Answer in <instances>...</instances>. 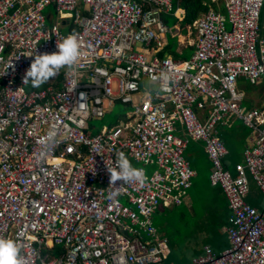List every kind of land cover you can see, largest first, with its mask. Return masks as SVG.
Segmentation results:
<instances>
[{
    "label": "built area",
    "instance_id": "built-area-1",
    "mask_svg": "<svg viewBox=\"0 0 264 264\" xmlns=\"http://www.w3.org/2000/svg\"><path fill=\"white\" fill-rule=\"evenodd\" d=\"M220 1L224 13L207 12L181 41L191 55L173 58L159 56L172 0H0V239L17 242L22 264L161 262L166 245L152 215L160 201L179 204L190 187V140L203 144L210 181L231 211L229 248L214 254L206 247L191 264H264V210L246 202L249 177L264 196V108L250 107L245 91L264 78V0ZM54 14H72L73 31L64 33ZM73 32L82 52L79 84L68 92L71 79L61 69L59 88L55 80L27 90L34 56L57 52ZM163 69L174 82L148 95ZM117 103L128 108L124 120L92 134L90 121ZM235 120L249 130V145L233 175L218 128ZM50 130H59L60 142L40 162L39 141ZM119 152L141 165L147 182L117 181L120 194L109 199L107 169Z\"/></svg>",
    "mask_w": 264,
    "mask_h": 264
},
{
    "label": "crops",
    "instance_id": "crops-1",
    "mask_svg": "<svg viewBox=\"0 0 264 264\" xmlns=\"http://www.w3.org/2000/svg\"><path fill=\"white\" fill-rule=\"evenodd\" d=\"M198 2H199V6L195 10V13H194L195 19L193 20V22L198 20L203 15L207 14V12L212 11V10L224 13L223 4L220 0H198ZM175 6L177 8V13H179L178 15L175 13V16L177 15L182 18L183 11H184L182 8V0H172L173 11H174ZM48 11L51 13L53 12L52 9H48ZM50 20L57 21L60 24L62 31L64 33L73 31L74 29V27L71 24L72 17L69 16V14H63V15H58V16L54 14L50 17ZM193 22L191 25L187 26V28L184 30V33L179 34L177 36V39L178 37L179 39L176 40L177 45L175 46V50L173 48L172 51L173 53L177 54L176 56H180L179 53L181 52L182 55L180 56V58H188L193 51V47L189 46L186 48V45H181L182 42L186 40L187 33L190 34L189 28L192 27ZM175 30L174 32L172 30V32L166 35L165 40L167 41V44L160 51L159 54L164 53L163 56H170L171 54L170 52H164V51L170 44L168 36L170 35L173 38L174 35H176ZM192 41H189V42H192ZM186 53H188V56L186 55ZM163 56H160V57H163ZM55 80H57L58 82L57 87L59 88L60 87L59 82L61 80L60 75L59 76L56 75L53 78L49 79L47 83L53 82ZM44 85L45 84H43V86ZM256 87H258V89L254 90L252 94L248 93L247 104L252 108H260L262 106L264 107V100L261 103H259L258 96H257V94L259 93L261 98L264 97V95H262L264 93V85L262 82H260ZM35 89H40V87L35 88ZM30 90H34V87H32V89ZM231 128H227V129H231ZM176 135L183 137V138L187 137L186 132L183 129L180 130L179 128H177ZM231 137H233L234 140H237V141L234 142L231 139ZM241 137L242 136L239 134L237 135V133H234V135L229 133L225 137H223L224 145H227V151H228V154L226 158L224 159V162L226 164L227 169L233 172V173L231 172L233 175H235V171H234L235 165L242 162L243 152L246 146L249 145V143H247L249 133L245 138H241ZM237 145H239L243 149L242 154L241 153L237 154L236 152ZM185 157L191 169L195 172V176L192 178L190 187L187 189L185 196L182 198L179 204L168 205L165 201H162V203H160L156 207L155 212L152 215V217L155 214H158L160 217L162 215L165 218L168 215L170 216L176 215L179 220L185 219V218L192 219L194 217H199L200 219H203L204 221L209 223V225L212 226V228L214 229L213 232L212 231L209 232V235L211 236V239L213 240V242L211 246H208V247L211 249V251L214 254H219L220 252L229 248V238H228L227 229L229 228V225H230L229 218L231 215V211L229 209L228 202L225 199L221 188L218 185H213L211 183L210 174H209V179L203 177L204 165H205L206 160L209 161L211 164V161L209 160L208 155L206 154L204 150L203 144L198 141L190 140L189 145L185 152ZM211 169H212V165H211ZM150 170L152 169L150 168ZM249 180H250L249 181L250 193L247 196V198L248 197L249 198L248 200H246V202L256 211L261 212L264 210V196L262 195L260 190L257 188V186L255 185L251 177H249ZM152 224L154 226V219H152ZM134 228L137 229V227H134ZM156 236H157L156 237L157 239L161 240L157 235V230H156ZM198 255H196L195 257H198ZM188 259L191 260V258H188ZM162 262L163 260L159 263H162Z\"/></svg>",
    "mask_w": 264,
    "mask_h": 264
},
{
    "label": "clouds",
    "instance_id": "clouds-1",
    "mask_svg": "<svg viewBox=\"0 0 264 264\" xmlns=\"http://www.w3.org/2000/svg\"><path fill=\"white\" fill-rule=\"evenodd\" d=\"M56 47L57 52L53 54L45 53L34 56L33 62L26 71L24 84H30L32 87L38 88L47 83L49 79L56 76L61 69H66L67 75L70 77L72 84V87L67 91H73V89L79 84L77 77L82 75V73L77 70V66L82 56L78 34L74 32L69 34L68 36L64 37L61 43L56 45ZM33 55L34 50L29 54V56ZM9 66L10 61L8 62V67ZM174 76V72L163 69L159 77L153 78V80L157 81L159 87H155L150 83L147 87V94L151 95L153 91H159L160 89L167 88L171 83L174 82ZM132 86L133 85L131 84L127 85L129 88ZM81 96H83V94H81ZM59 135V130H50L39 141L41 144V150L38 153L37 159L40 162L46 161L50 154L55 150L56 146L60 142L58 139ZM107 171L110 174L111 186L117 181H122L126 184H137L143 187L147 182L145 171L142 168L133 167L131 161L123 152L117 153L115 167L107 169ZM112 189L113 191H111L108 195L109 199H114L120 194V187L115 188L112 186ZM164 241L166 245L165 250L167 251V242L166 240ZM20 251L21 248L15 240L0 239V264H22ZM193 259H191L190 264L192 263Z\"/></svg>",
    "mask_w": 264,
    "mask_h": 264
},
{
    "label": "rangeland",
    "instance_id": "rangeland-1",
    "mask_svg": "<svg viewBox=\"0 0 264 264\" xmlns=\"http://www.w3.org/2000/svg\"><path fill=\"white\" fill-rule=\"evenodd\" d=\"M175 13H177V8L175 6L174 11L171 15L167 17V25L171 29L170 32H174L176 29L175 24L181 25L182 23L179 22L176 19ZM69 16L72 17V14H69ZM229 28V26H227ZM184 31V30H183ZM169 43L174 47L176 44L177 38H172L170 35L168 36ZM173 58H180V56H176L172 53ZM264 79V78H263ZM262 79V80H263ZM261 82L264 85V80ZM262 87V86H260ZM247 95L248 93L252 94V92L258 87L254 86H247ZM27 90L32 89L31 85H28L26 87ZM264 95V93L262 94ZM258 101L261 103L264 100V97H260V94H257ZM258 103V104H259ZM128 112V108L124 107L121 104H115L113 111L111 113H107L103 118L100 119H94L90 121V125L94 126L92 130V134L99 133L103 127L106 126H115L120 124L124 120L125 114ZM233 129V130H231ZM231 129H227V127H219L218 132L221 138L225 137L227 134H233L237 133V135H241V138H245L249 130L243 127L241 121L235 120L234 126ZM234 137V136H233ZM231 137V139L236 142L237 140H234V138ZM227 149V145H225ZM242 148L237 145L236 146V152L237 154H242ZM141 166L140 164H134V167L137 168ZM147 171V174L150 175L151 170L150 167H144ZM211 164L209 161L206 160L204 165V172L203 177L209 179V174H211ZM232 172V171H230ZM233 173V172H232ZM162 203V201H160ZM159 203V204H160ZM162 206V205H160ZM159 206V207H160ZM172 211V210H171ZM152 219H154V226L157 230V235L160 239H164L167 242V251L163 257V262L159 264H190L188 258H193L196 255L200 254L203 255L204 248L211 246L213 240L211 239V236L209 235L210 231H214L212 226L209 225L206 221L203 219H200L199 217H194L192 219H181L179 220L176 215H168L166 218L161 215V217L158 214H155ZM53 255V254H52ZM198 255V256H200ZM191 261V260H190Z\"/></svg>",
    "mask_w": 264,
    "mask_h": 264
},
{
    "label": "trees",
    "instance_id": "trees-1",
    "mask_svg": "<svg viewBox=\"0 0 264 264\" xmlns=\"http://www.w3.org/2000/svg\"><path fill=\"white\" fill-rule=\"evenodd\" d=\"M199 6V2L198 0H182V8H183V17H179V16H176V19L181 22L182 24L181 25H178V24H175L176 26V35H174V38H177V36L179 34H182L184 33L183 30H185L187 28L188 25H191L193 20L195 19V10L198 8ZM173 9V8H172ZM172 14V13H171ZM170 14V15H171ZM169 16V15H168ZM167 16V17H168ZM167 17H166V21H167ZM173 46L171 44H169V46L165 49L164 52H170L172 55L173 53ZM189 51V50H188ZM164 53L162 54H159L160 56H163ZM175 54V53H173ZM177 55V54H175ZM186 55L188 56V53H186ZM46 85V83H45ZM45 85L43 86H40V89L44 88ZM35 89V88H34ZM40 89H36V90H40ZM245 91L247 93V88H245ZM221 137V136H220ZM221 140L223 141V139L221 138ZM224 143V141H223ZM249 198V197H248ZM248 198L246 197V200H248ZM141 234L145 237V239H150L149 236H147L143 231H141ZM157 237V236H156ZM190 262V260H188Z\"/></svg>",
    "mask_w": 264,
    "mask_h": 264
}]
</instances>
